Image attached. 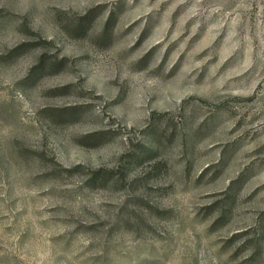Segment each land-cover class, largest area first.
Listing matches in <instances>:
<instances>
[{
	"label": "rangeland",
	"instance_id": "rangeland-1",
	"mask_svg": "<svg viewBox=\"0 0 264 264\" xmlns=\"http://www.w3.org/2000/svg\"><path fill=\"white\" fill-rule=\"evenodd\" d=\"M0 264H264V0H0Z\"/></svg>",
	"mask_w": 264,
	"mask_h": 264
}]
</instances>
